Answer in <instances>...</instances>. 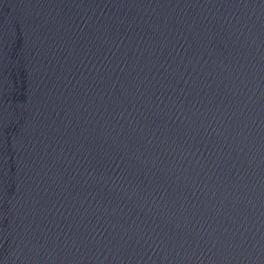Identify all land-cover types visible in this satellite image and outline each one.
<instances>
[{
  "label": "water",
  "instance_id": "water-1",
  "mask_svg": "<svg viewBox=\"0 0 264 264\" xmlns=\"http://www.w3.org/2000/svg\"><path fill=\"white\" fill-rule=\"evenodd\" d=\"M0 264H264V0H0Z\"/></svg>",
  "mask_w": 264,
  "mask_h": 264
}]
</instances>
